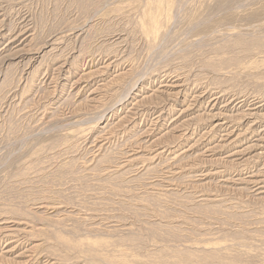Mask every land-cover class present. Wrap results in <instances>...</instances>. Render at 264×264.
<instances>
[{"label": "rangeland", "instance_id": "1", "mask_svg": "<svg viewBox=\"0 0 264 264\" xmlns=\"http://www.w3.org/2000/svg\"><path fill=\"white\" fill-rule=\"evenodd\" d=\"M263 176L264 0H0V264H264Z\"/></svg>", "mask_w": 264, "mask_h": 264}, {"label": "bare ground", "instance_id": "2", "mask_svg": "<svg viewBox=\"0 0 264 264\" xmlns=\"http://www.w3.org/2000/svg\"><path fill=\"white\" fill-rule=\"evenodd\" d=\"M16 39V38H15ZM84 73V72H83ZM175 86V85H174ZM179 93V92H178ZM222 99V98H221ZM228 103V102H227ZM125 106V105H124ZM136 109V108H135ZM172 111V110H171ZM250 113V112H249ZM144 115V114H143ZM262 116V115H261ZM252 117V116H251ZM257 118V117H256ZM143 120V119H142ZM242 121V120H241ZM225 122V121H224ZM240 122V121H239ZM132 124V123H131ZM220 127H222L221 125H220ZM223 128V127H222ZM219 129V128H218ZM252 129V128H251ZM226 131V130H225ZM164 153V152H163ZM256 177V176H255ZM262 177V176H261ZM264 177V176H263ZM258 181H260V180H258ZM261 181H262V179H261ZM264 181V180H263ZM262 181V182H263ZM256 183V182H255ZM257 184V183H256ZM261 186V185H260ZM263 188H264V186H263ZM259 189V188H258ZM6 228V227H5ZM23 239V238H22Z\"/></svg>", "mask_w": 264, "mask_h": 264}]
</instances>
